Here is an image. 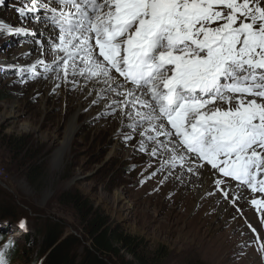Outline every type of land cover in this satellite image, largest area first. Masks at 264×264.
<instances>
[{"label":"snow or ice","instance_id":"1","mask_svg":"<svg viewBox=\"0 0 264 264\" xmlns=\"http://www.w3.org/2000/svg\"><path fill=\"white\" fill-rule=\"evenodd\" d=\"M8 6L22 23L0 19V39L11 46L9 37H24L20 44L53 60H4L0 72L14 70L21 84L51 74L52 93L61 84L88 89L84 111L100 107L93 119L112 117L126 145L138 135L134 151L162 157L151 176L179 168L181 183L185 173L209 179L237 212L247 189L264 226V0H0ZM62 157L57 149L55 166ZM245 224L264 259V238ZM13 248L0 245V264H10Z\"/></svg>","mask_w":264,"mask_h":264},{"label":"rangeland","instance_id":"2","mask_svg":"<svg viewBox=\"0 0 264 264\" xmlns=\"http://www.w3.org/2000/svg\"><path fill=\"white\" fill-rule=\"evenodd\" d=\"M15 2L9 0V5ZM0 19L18 26L22 23L11 6L0 8ZM42 25L32 21L26 24L37 31ZM22 39L25 38L9 37L11 46L0 39V61L26 65L27 58L21 54L33 44H20ZM44 43L47 44L46 38ZM37 48L39 46L35 45L34 49ZM14 56L19 59L12 60ZM17 79L14 70L0 72V168L5 171V176L0 177V204L16 212L15 217L0 220L3 228L12 232L5 240L0 236V245L11 240L20 246L13 264H41L37 248L23 245L27 244L25 237L36 233L46 222L62 224L67 234L81 233L74 210L58 202L62 193L75 192L104 213L110 227L142 240L145 255L163 249L166 257L163 264H264L258 244L253 243L255 235L245 224L247 219L264 238L260 216L249 203L252 194L248 192L245 195L249 199L236 201L241 210L237 212L212 184V192L219 195L223 210L211 202L216 195L207 194L210 205L197 203L196 186L194 180L188 178L190 174H184L183 183L176 179L179 168L173 170L171 176L167 169L151 176L159 167L160 159L134 151L132 145L138 147V135L126 145L116 135L119 123L112 117L93 119L100 107L80 111L78 102L73 99L74 90H69L71 85L66 88L61 84L56 93H52L54 84L59 81H53L51 74L47 80L41 76L24 84L13 83ZM74 116L78 130L69 140L59 166H55L56 150L65 141ZM117 143L121 147L119 154L109 158ZM151 161L154 165L149 172L145 176L138 174L143 173ZM36 164L42 168L39 176L42 188L39 189L32 186L27 173L28 167ZM162 176L173 181L171 196H156L160 184L138 194L144 184ZM117 192L124 195V201L118 200ZM177 197L189 198L192 203L183 206ZM21 219L26 220L27 231L18 227ZM127 259L133 260L128 255ZM113 261L108 262L113 264Z\"/></svg>","mask_w":264,"mask_h":264},{"label":"trees","instance_id":"3","mask_svg":"<svg viewBox=\"0 0 264 264\" xmlns=\"http://www.w3.org/2000/svg\"><path fill=\"white\" fill-rule=\"evenodd\" d=\"M23 158L25 159V156ZM27 173L32 186L42 188L39 182L42 168L38 164L29 166ZM58 202L74 210L80 223L81 233L67 234L62 224L49 221L40 226L36 233L25 237L27 244L23 247L28 245L32 249L37 248L41 264H109L108 261L113 260V264H163L166 259L163 249L153 255H145L142 252L144 245L142 240L110 227L109 219L104 213L92 206L81 194L62 193ZM7 206L0 207V220L3 217L16 216V212ZM3 227L5 226L0 224V236L5 240L12 232ZM87 243L90 245L87 246ZM19 247L14 243L11 252L14 258H11L10 264H13L18 255ZM127 255L133 260H128Z\"/></svg>","mask_w":264,"mask_h":264},{"label":"bare ground","instance_id":"4","mask_svg":"<svg viewBox=\"0 0 264 264\" xmlns=\"http://www.w3.org/2000/svg\"><path fill=\"white\" fill-rule=\"evenodd\" d=\"M41 28V27H40ZM42 28H44V25H42ZM40 30V29H39ZM44 31H45V33L48 35V34H50V32H51V28L49 27V28H46V29H44ZM46 35V36H47ZM34 45V44H33ZM33 45H31L30 47H27V48H25L24 50H23V52H22V56H23V53H25V52H31V56L30 57H28L27 59H26V65L27 64H31L33 61H35L37 58H41V59H44L46 62L49 60H53V54H52V52L51 51H48L47 52V54L46 55H44V56H41V54H40V52L38 51V48L37 49H34V47H35V45L33 46ZM70 79H71V77H70ZM79 83L80 84H83L84 83V81H83V79L82 78H80L79 79ZM97 87H99V86H97ZM89 88H91V85H89ZM88 91V89H85L84 91H80L79 90V88H77V89H75L74 90V92H73V99L75 100V101H77L78 102V105H79V107H80V111H82V110H84V109H86V108H88L89 107V104H90V101H91V99H93L94 98V96H86V92ZM101 110V109H100ZM99 112V111H98ZM119 123V122H118ZM119 125V124H118ZM71 133L69 132L68 133V135H67V137H66V139H65V141L62 143V146L60 147V149H63V154H64V151L66 150V147H68V145H69V143H70V139H71V137L77 132V130H78V126H77V118H76V116H74L73 117V119H72V123H71ZM120 149H121V147H120V145L117 143V144H115L114 146H113V148H112V150H111V152L109 153V158H111V157H114V156H116V155H118L119 154V152H120ZM160 160L162 159V157H158ZM153 161H151L150 162V164H151V167L154 165L153 163H152ZM156 163V162H155ZM155 165H157V163L155 164ZM151 167H149V165L146 167V168H144L142 171H143V173L140 171L138 174H142V175H146L148 172H149V170H150V168ZM180 171V170H179ZM167 173V172H166ZM164 177H166V176H162V177H157L156 178V180H153V182L152 183H148V184H144V186L142 187V190L140 191V192H138V194H143V193H145V192H149L150 191V189H152L151 188V186L152 185H156V184H160L161 186H157V188H158V190H156V196L157 197H161V196H163V195H168V196H171V193H172V191H173V188H172V183H173V181L172 180H165L164 179ZM187 177V176H186ZM140 178V177H139ZM188 178L189 179H193L194 180V183H195V186H196V200H197V203H202V202H204L205 203V205L207 206V205H210V204H212L211 202H214L216 205H218V209L219 210H223V204L221 203V202H218V201H220L219 200V195L218 194H215L216 196L215 197H217V198H214V199H212V201L210 202V201H207V199H206V197L208 196L207 194L209 193V192H212V182H211V180H209V179H205V180H203V181H201V180H198L197 179V177L196 176H188ZM185 179V178H184ZM162 180H164V183L163 184H161L160 183V181H162ZM213 186H214V184H213ZM179 187V186H178ZM194 187V186H193ZM250 193V191L249 190H246L245 189V194H247V193ZM118 193V192H117ZM220 193V192H219ZM117 198H118V200L119 201H124V195L122 194V193H118L117 194ZM208 198V197H207ZM209 199V198H208ZM176 200L177 201H180V202H183V206H184V204H187L188 202H190V204L192 203V201L189 199V198H186V197H177L176 198ZM250 203V202H249ZM199 205V204H198ZM252 207V209H253V206H251ZM206 209H207V207H205ZM217 209V208H216ZM217 209V210H218ZM254 210V209H253ZM250 219V221H252V217H250L249 218Z\"/></svg>","mask_w":264,"mask_h":264},{"label":"built area","instance_id":"5","mask_svg":"<svg viewBox=\"0 0 264 264\" xmlns=\"http://www.w3.org/2000/svg\"><path fill=\"white\" fill-rule=\"evenodd\" d=\"M3 176H5V171L0 168V177H3Z\"/></svg>","mask_w":264,"mask_h":264},{"label":"water","instance_id":"6","mask_svg":"<svg viewBox=\"0 0 264 264\" xmlns=\"http://www.w3.org/2000/svg\"><path fill=\"white\" fill-rule=\"evenodd\" d=\"M0 207H1V204H0ZM11 217H9V219H10Z\"/></svg>","mask_w":264,"mask_h":264}]
</instances>
